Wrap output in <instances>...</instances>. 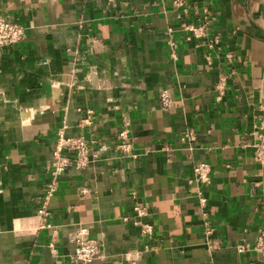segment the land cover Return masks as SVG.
<instances>
[{
  "label": "crops",
  "instance_id": "1",
  "mask_svg": "<svg viewBox=\"0 0 264 264\" xmlns=\"http://www.w3.org/2000/svg\"><path fill=\"white\" fill-rule=\"evenodd\" d=\"M204 7L211 49L185 39ZM0 14L26 28L0 48V264H75L80 228L102 247L88 264H264L237 249L264 224V0H0ZM61 127L93 140L92 160L58 177L43 216ZM197 160L211 169L204 204Z\"/></svg>",
  "mask_w": 264,
  "mask_h": 264
},
{
  "label": "built area",
  "instance_id": "2",
  "mask_svg": "<svg viewBox=\"0 0 264 264\" xmlns=\"http://www.w3.org/2000/svg\"><path fill=\"white\" fill-rule=\"evenodd\" d=\"M199 20L191 22L185 26L186 41L195 39L198 45L206 46L211 49L219 43L216 35L213 33V15H209V8L204 7L201 12ZM26 34V28L15 21L6 19L0 14V48L8 47V45L16 44L22 41ZM171 45L174 47L175 42ZM208 59V57H206ZM209 60V59H208ZM210 65L211 63L208 62ZM220 88L221 86H217ZM83 124H90L91 119L87 116L82 121ZM116 135V148L120 153L129 154L132 151V143L128 130V122H125L121 129L115 133ZM184 137L187 139H194L193 133L190 131L185 132ZM93 140L88 139L86 136H72L65 134L64 127L57 130L54 143L52 145L51 155L52 160L49 166V174H51V180L46 185L45 196L43 197L40 207L37 209L38 213L43 216L50 215V211L47 210L46 204L49 196L54 193L58 186V177L63 174L67 167L72 166L76 169L84 168L91 160L92 154H90V143ZM254 150L252 160L260 165H264V124L260 128V131L256 133V138L252 143ZM132 156H135L132 153ZM193 181L198 184L197 194L202 204L205 203L204 196L202 195L201 185L210 181V165L202 160L195 161L192 166ZM134 211L137 216L142 217L146 215L147 209L144 206L134 205ZM126 219V217H124ZM140 227V232L143 235H151L153 233V226L144 221L136 220L133 222ZM41 226L49 228L50 226L45 223H41ZM211 230H206L204 235L209 237ZM56 235L53 232L48 243L53 251H55L54 242ZM73 252L71 254V261L75 264H88L93 259L101 254L102 247L97 239L87 236L86 230L80 228L72 238ZM239 251L252 250L261 260L264 261V224L259 228V232L253 240V243H240L237 245Z\"/></svg>",
  "mask_w": 264,
  "mask_h": 264
},
{
  "label": "water",
  "instance_id": "3",
  "mask_svg": "<svg viewBox=\"0 0 264 264\" xmlns=\"http://www.w3.org/2000/svg\"><path fill=\"white\" fill-rule=\"evenodd\" d=\"M260 94H261V101H262V104L264 106V72H263V81H262V85H261Z\"/></svg>",
  "mask_w": 264,
  "mask_h": 264
}]
</instances>
